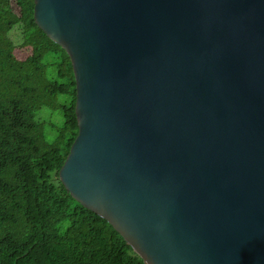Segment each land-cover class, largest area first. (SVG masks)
<instances>
[{
	"label": "water",
	"instance_id": "1",
	"mask_svg": "<svg viewBox=\"0 0 264 264\" xmlns=\"http://www.w3.org/2000/svg\"><path fill=\"white\" fill-rule=\"evenodd\" d=\"M67 54L58 172L143 264H264V0H33Z\"/></svg>",
	"mask_w": 264,
	"mask_h": 264
},
{
	"label": "trees",
	"instance_id": "2",
	"mask_svg": "<svg viewBox=\"0 0 264 264\" xmlns=\"http://www.w3.org/2000/svg\"><path fill=\"white\" fill-rule=\"evenodd\" d=\"M1 24L0 264H143L58 179L78 133L67 54L35 25L33 0H0ZM16 49L29 54L19 60ZM42 108L62 115L52 141L35 119Z\"/></svg>",
	"mask_w": 264,
	"mask_h": 264
},
{
	"label": "rangeland",
	"instance_id": "3",
	"mask_svg": "<svg viewBox=\"0 0 264 264\" xmlns=\"http://www.w3.org/2000/svg\"><path fill=\"white\" fill-rule=\"evenodd\" d=\"M17 12V10H15ZM8 34H6L5 25H0V48L4 47L7 42ZM15 57L19 60H23L29 54L28 49H16L14 51ZM36 121L43 124L44 132L47 141H52L54 137V131L61 126L63 119L59 110H51L49 108H42L37 111L35 115Z\"/></svg>",
	"mask_w": 264,
	"mask_h": 264
}]
</instances>
